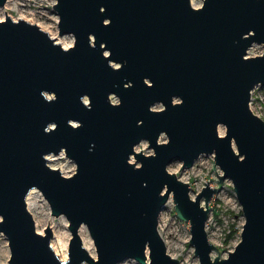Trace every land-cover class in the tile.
I'll list each match as a JSON object with an SVG mask.
<instances>
[{
    "label": "water",
    "instance_id": "95a60500",
    "mask_svg": "<svg viewBox=\"0 0 264 264\" xmlns=\"http://www.w3.org/2000/svg\"><path fill=\"white\" fill-rule=\"evenodd\" d=\"M53 7L72 43L6 10L0 18V232L9 263L181 264L157 228L171 194L189 221L197 264H264V118L249 105L253 85L264 84V0ZM252 41L263 49L246 53ZM142 138L152 151L134 147ZM61 149L75 162L70 173L47 161ZM201 152L213 153L218 180L230 178L244 216L224 256L205 227L216 186L207 180L192 197L188 181L167 168L173 158L188 166ZM33 186L51 213L68 219L65 258L49 241L48 221L35 226L25 198ZM82 223L96 255L82 243Z\"/></svg>",
    "mask_w": 264,
    "mask_h": 264
},
{
    "label": "rangeland",
    "instance_id": "374dc122",
    "mask_svg": "<svg viewBox=\"0 0 264 264\" xmlns=\"http://www.w3.org/2000/svg\"><path fill=\"white\" fill-rule=\"evenodd\" d=\"M54 1L55 0H5L3 4H0V16L3 18L6 10V14H9L11 17L16 18L21 16L28 20L35 21L52 36L56 34L60 36L57 38H61L63 42L72 43V32L59 33L58 31V14L53 7ZM190 1L192 3V0ZM193 1L195 5L202 3V0ZM262 49L263 44L261 42L252 41L247 46L246 53H258ZM109 97L111 100H117V96L112 92L109 94ZM161 105L160 101H155L152 104L154 107H159ZM249 105L255 112L264 118V84L256 83L253 85L250 90ZM218 131H224V126L222 124H219ZM158 138L161 140L166 139V134L161 132ZM134 147L146 152L152 151V148L148 146L147 139L145 138L135 143ZM48 155L57 157L49 158ZM130 158H134L132 154ZM47 161L51 165L59 166L64 173H70L75 168L74 160L65 154L63 149L57 153L48 152ZM180 166V158H173L167 163V168L169 170L175 171L178 177L188 181L190 185L189 191L192 197L207 180H209L208 182L211 185L216 186V190L209 199V212L205 227L208 238L218 246L220 255H227V249L232 248L240 237V228L244 219L241 204L237 199L230 178L224 177L221 180L217 179L218 173L221 172V168L218 164H213L212 152H201L193 159L192 164L183 167ZM31 189L30 198L35 199V206L29 209L35 219L36 228L43 230V227L48 221L52 231L49 239L50 243L52 241L58 251L66 250L67 256L68 240L70 237L68 219L63 213H51L49 203L40 189L36 186H33ZM80 225L78 231L82 243L83 241L89 243L94 253L93 255H96L94 242L86 225L84 223ZM157 228L165 241L167 251L177 256L181 264L198 263V258L193 252V245L189 241V221L177 215L171 194H169L167 200L159 210ZM215 253L216 249L212 248L211 254L213 255ZM9 254L6 236L0 232V264H10L7 260ZM80 264L90 263L87 260H83ZM115 264L140 263L133 257H124Z\"/></svg>",
    "mask_w": 264,
    "mask_h": 264
},
{
    "label": "bare ground",
    "instance_id": "6f19581e",
    "mask_svg": "<svg viewBox=\"0 0 264 264\" xmlns=\"http://www.w3.org/2000/svg\"><path fill=\"white\" fill-rule=\"evenodd\" d=\"M192 3H194V1L192 0ZM0 18H2V16H0ZM53 36H56V37H54V39L55 40H57V41H60L63 45H67V44H69V43H66V42H63V40H61V38H57V37H60V36H57L56 34H53ZM219 126V125H218ZM48 157L49 158H56L57 156H52V155H48ZM32 188V187H31ZM30 188V189H31ZM28 190L27 191V196H26V202H27V206L31 209L32 207H34L35 206V199L34 198H30L31 197V191H32V189L31 190ZM81 226V225H80ZM39 229V228H38ZM39 230H41V229H39ZM51 244H52V246H53V248L55 249V251L59 254V256L61 257V258H65V256H66V250H62V251H58L56 248H55V245L53 244V242L51 241ZM83 244L85 245V247L92 253V254H94L93 253V251H92V249H91V245L89 244V243H87V242H85V241H83Z\"/></svg>",
    "mask_w": 264,
    "mask_h": 264
}]
</instances>
